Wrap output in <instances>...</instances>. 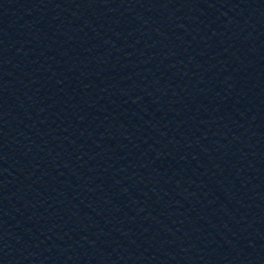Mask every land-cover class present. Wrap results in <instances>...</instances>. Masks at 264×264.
<instances>
[{
    "label": "water",
    "instance_id": "obj_1",
    "mask_svg": "<svg viewBox=\"0 0 264 264\" xmlns=\"http://www.w3.org/2000/svg\"><path fill=\"white\" fill-rule=\"evenodd\" d=\"M0 227L26 264H264V0H0Z\"/></svg>",
    "mask_w": 264,
    "mask_h": 264
}]
</instances>
